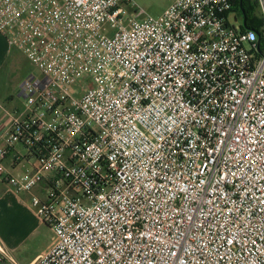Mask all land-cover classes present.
I'll list each match as a JSON object with an SVG mask.
<instances>
[{"label":"built area","instance_id":"obj_1","mask_svg":"<svg viewBox=\"0 0 264 264\" xmlns=\"http://www.w3.org/2000/svg\"><path fill=\"white\" fill-rule=\"evenodd\" d=\"M138 2L0 0L39 72L0 116V179L53 232L32 264H264L260 37L236 0Z\"/></svg>","mask_w":264,"mask_h":264},{"label":"rangeland","instance_id":"obj_2","mask_svg":"<svg viewBox=\"0 0 264 264\" xmlns=\"http://www.w3.org/2000/svg\"><path fill=\"white\" fill-rule=\"evenodd\" d=\"M172 0H139V6L150 15H161ZM260 16L259 9L256 10ZM234 26H240L235 14L230 16ZM0 47V98L10 90L19 87L27 76H38L39 72L29 61L20 58L19 54L6 58ZM21 208L11 205L7 218L0 216V242L6 246L4 240H11L18 247L15 251L18 256L31 257L46 252L52 246L53 232L39 218L36 209L32 206L31 197L24 198ZM18 210H14L17 209ZM8 213V212H7ZM6 217V216H5ZM19 219L20 227H15L13 219ZM11 221V222H10ZM14 224V226H13Z\"/></svg>","mask_w":264,"mask_h":264},{"label":"crops","instance_id":"obj_3","mask_svg":"<svg viewBox=\"0 0 264 264\" xmlns=\"http://www.w3.org/2000/svg\"><path fill=\"white\" fill-rule=\"evenodd\" d=\"M172 2L173 0L168 4L166 9L169 7V5ZM0 47L2 49L1 53H4L6 58H9L15 55V53H17L19 54L20 58H23V60L28 61L21 51L12 47L7 37L1 32H0ZM26 77L22 81H24ZM21 85L19 87L14 88L13 90L8 91L3 96V98H0V116L3 114L2 109L13 111L23 106L24 99L21 97ZM17 151H19L21 154H25V151L23 150L22 147H18ZM4 164L11 171L13 175H21L30 170L34 171L39 166L37 161H35L34 159H29V158L27 160L22 159L20 160V162L13 164V158L11 156L4 162ZM45 186L46 184H44V187ZM35 194H39V192L35 191ZM28 197L30 198L31 196L29 194L19 195L15 193V191L10 187V185L5 180L0 179V216H3L4 219L7 218L8 220V214H9V209L11 208V205L21 208L22 205L24 206L23 204L24 198H28ZM19 208L14 209V210H18ZM11 221H13L12 223L15 224V227H20L19 225L21 223L19 222V219L15 218ZM4 241L6 244V246L4 245L5 248L12 254L14 260L16 261V264H32L39 256L43 254V253H40L37 256L35 255L34 257L33 256L31 257L18 256L17 257V253H15V251L19 250L17 245H15L11 240L6 239ZM0 264H13V263H11L7 258H5L0 253Z\"/></svg>","mask_w":264,"mask_h":264},{"label":"trees","instance_id":"obj_4","mask_svg":"<svg viewBox=\"0 0 264 264\" xmlns=\"http://www.w3.org/2000/svg\"><path fill=\"white\" fill-rule=\"evenodd\" d=\"M258 5L256 0H236L234 10L244 17L245 24L242 30H254L260 37V53L264 50L263 21L257 14Z\"/></svg>","mask_w":264,"mask_h":264}]
</instances>
